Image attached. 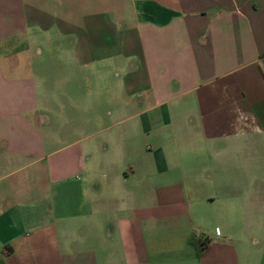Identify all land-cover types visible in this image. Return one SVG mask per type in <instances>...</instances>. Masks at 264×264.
<instances>
[{"label":"crops","instance_id":"obj_1","mask_svg":"<svg viewBox=\"0 0 264 264\" xmlns=\"http://www.w3.org/2000/svg\"><path fill=\"white\" fill-rule=\"evenodd\" d=\"M0 264H264V0H0Z\"/></svg>","mask_w":264,"mask_h":264},{"label":"trees","instance_id":"obj_2","mask_svg":"<svg viewBox=\"0 0 264 264\" xmlns=\"http://www.w3.org/2000/svg\"><path fill=\"white\" fill-rule=\"evenodd\" d=\"M202 244H203V243H202ZM200 249H201V248H198V249H197V250H198V251H197V254L199 253Z\"/></svg>","mask_w":264,"mask_h":264}]
</instances>
